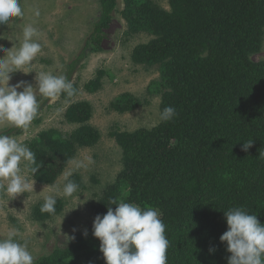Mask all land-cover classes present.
Instances as JSON below:
<instances>
[{
  "label": "trees",
  "instance_id": "obj_1",
  "mask_svg": "<svg viewBox=\"0 0 264 264\" xmlns=\"http://www.w3.org/2000/svg\"><path fill=\"white\" fill-rule=\"evenodd\" d=\"M98 4L81 51L43 101L58 97L68 105L65 121L77 128L65 136L44 130L26 142L28 175L42 185L55 183L79 148L100 139L88 124L90 104L73 101L79 92L71 80L90 54L102 52L117 10V0ZM168 7L124 0L119 11L126 40L151 37L130 59L159 70L150 90L160 96L159 123L109 134L122 151V170L103 188L91 228L28 264H264V61L251 60L262 47L264 0H168ZM103 76L96 72L84 92H96ZM141 105L123 94L110 107L123 114ZM39 112L0 142L38 123ZM67 183L85 187L77 174ZM63 206L61 199L38 203L31 218L44 223Z\"/></svg>",
  "mask_w": 264,
  "mask_h": 264
},
{
  "label": "rangeland",
  "instance_id": "obj_2",
  "mask_svg": "<svg viewBox=\"0 0 264 264\" xmlns=\"http://www.w3.org/2000/svg\"><path fill=\"white\" fill-rule=\"evenodd\" d=\"M151 1L169 9L168 0ZM18 3L0 0V135L38 107L40 112L38 123L30 122L22 133L0 142V264L31 263L88 231L103 188L122 170V151L109 134L149 130L160 121V96L150 92L159 70L135 65L130 59L132 49L151 37L139 34L125 39L126 23L119 13L124 0H117V10L104 31L102 52L90 54L71 79L79 92L73 101L90 104L88 124L99 131L100 139L91 148H79L52 185L31 179L26 142L44 130L65 136L77 128L65 121L68 105L58 97L45 105L43 101L62 84L68 64L92 31L99 4L98 0H21V13L14 18L11 13ZM251 60L264 61V36L261 51ZM99 70L104 71L99 87L87 94L82 86ZM123 94L142 105L123 114L113 111L111 104ZM74 174L84 184L83 190L67 183ZM54 199L64 202L60 214L44 223L31 218L33 206Z\"/></svg>",
  "mask_w": 264,
  "mask_h": 264
}]
</instances>
